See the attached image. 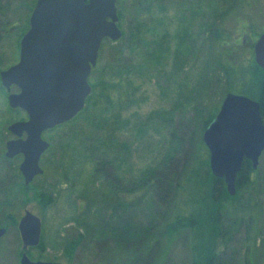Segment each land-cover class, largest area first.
<instances>
[{"label":"rangeland","instance_id":"obj_1","mask_svg":"<svg viewBox=\"0 0 264 264\" xmlns=\"http://www.w3.org/2000/svg\"><path fill=\"white\" fill-rule=\"evenodd\" d=\"M33 1L1 0L0 71L18 60L21 30ZM116 9L121 38L104 41L83 109L42 133L49 143L39 161L43 173L27 187L23 177H16L21 155L5 157V142L14 138L7 126L27 116L8 106L7 95L17 88L7 92L0 82V219L8 202L18 216L14 225L3 226L0 264H19L17 223L25 210L41 220L39 246L26 252L32 260L203 264L195 261L196 250L215 245L218 264H244L245 258L264 264V149L254 174L258 187L235 198L226 194L214 204L209 153L200 146L202 121L219 109L225 93L257 100L263 70L253 50L250 55L249 43L264 29V0H119ZM238 35L242 42L235 45ZM215 37L237 52V67L248 71L244 80L232 81L217 67L215 57L224 51ZM169 158L176 163L174 178L185 181L180 195L185 206L194 208L196 228L182 230L168 244L157 236L147 245L145 238H125L117 245L121 224L149 225L150 206L138 208L136 203L153 199L148 178ZM248 205L256 210L255 240L249 241L242 226L228 241L218 237L224 225L247 216L243 210ZM165 211L160 216L169 213ZM78 235L80 243L71 252L66 243Z\"/></svg>","mask_w":264,"mask_h":264},{"label":"water","instance_id":"obj_2","mask_svg":"<svg viewBox=\"0 0 264 264\" xmlns=\"http://www.w3.org/2000/svg\"><path fill=\"white\" fill-rule=\"evenodd\" d=\"M116 0H36L28 28L19 41L18 60L0 71L8 106L27 118L7 126L14 138L5 142V157L21 155L18 165L27 186L42 173L41 155L49 147L42 133L75 117L91 91L88 78L103 39L121 37ZM255 63L264 70V31L252 47ZM212 176L222 178L226 192L236 193L235 180L244 160L256 169L264 149V123L258 100L225 93L218 111L202 132ZM17 230L21 241L19 264H70L32 260L29 248L41 236L40 218L25 210ZM6 228L0 226V239Z\"/></svg>","mask_w":264,"mask_h":264},{"label":"trees","instance_id":"obj_3","mask_svg":"<svg viewBox=\"0 0 264 264\" xmlns=\"http://www.w3.org/2000/svg\"><path fill=\"white\" fill-rule=\"evenodd\" d=\"M35 1L36 0H34L33 5L30 6L29 13L26 16L25 25L23 26V28L21 27L22 28L21 35L28 28V18L35 4ZM118 1L119 0H116V3ZM2 10H3V6L0 0V15H2ZM263 31L264 29L261 32ZM218 39L219 38H216V37L214 38V43L217 45L220 44ZM105 40H109V39L107 38L103 39L101 46L99 48V52ZM241 42H242V38L239 35L233 40V43L235 45H238ZM220 47L224 52L222 54L223 57L220 55L215 57V64L217 65V67L221 69L222 72L226 74L227 78H229L232 81L244 80L248 71L244 66L237 67V62H238L237 52L234 51V49L232 50V47L227 48V47H224L222 44H220ZM252 47H253V41L249 43L250 55L252 54ZM99 52H98L97 59L99 58ZM92 69H91V73L89 77L92 74V71H93ZM256 96H257L256 99L258 100L259 106H260V115L264 123V70L259 80V83L257 85V95ZM217 110H218V107L211 110L207 114V116H205L204 120L202 121L203 130L205 129L207 124L210 122V120L215 116ZM67 122L60 124L58 126H62L66 124ZM200 144H201L200 146H202L204 149L206 148L202 140ZM173 160L174 158H171V159L169 158L167 162L165 163V165L161 167L159 173H153L148 178L152 180V183L149 184V186L152 187V198L153 199L150 198L148 199L150 201L144 200L143 202L138 200V202L136 203L138 208L140 205L143 206L144 204L150 206L148 210L149 214H147L149 217L148 219L149 225L147 226L145 225V229L146 228L147 229L146 230L142 229L140 225H137L134 227V226L126 225V224L125 225L121 224L122 226L120 225L119 227L121 233L119 231H116L115 238L117 239L114 238L116 240L117 245L121 244V242L125 238L133 242H136V240L140 241L139 239L145 238L144 241L147 245V243L149 242L148 241L149 239L154 241V239H156L157 236L165 238L166 240L165 242L166 244H168V242L176 238V236L182 230L189 229L190 231H194V229L196 228V215L194 212V208L193 206L192 208L191 206L189 207L185 206L186 200H184V198H181L183 194L180 195L182 189L185 188L184 187L185 181L179 182L180 179L178 180L174 178V175L176 174V169L174 168L176 166L174 165L176 163H175V160L174 161ZM256 169H253L251 167V164L248 160L243 161L242 166L239 172L237 173V177L235 180L236 193L233 196L229 195L226 192L225 183L222 178L212 176L211 183H210V190H209L211 202L214 204H217L221 201L223 197L226 196V194H228L229 197L235 198L236 196L242 195V193H245V192L248 193L256 189L258 187L257 186L258 185L257 175H254L256 172ZM16 177L21 181L22 175L20 174V172L17 171ZM31 182L29 184H31ZM29 184L27 186H29ZM3 204L5 206V208L3 207L4 208L3 213L5 215V218L4 220L0 219V226L10 225V224L14 225L18 216L12 211V205L9 204V202L6 204L5 203ZM250 207L251 206L248 205L246 209L244 208L243 212H248L247 216L246 217L243 216L239 222L236 220H232V224L230 227L224 225V228L217 234L218 237H221L222 239L226 241L227 238L229 239L231 237L233 230L236 231L240 226H242V228H244L246 235L248 236L247 238L249 239V241L250 240L254 241L255 238H254L253 233L255 232V226H256V210H252V207L251 208ZM169 208H171L170 211H169ZM151 209H154V210L151 211ZM165 210L169 211L170 215L168 213L166 216H164L166 212ZM157 211H160V212L157 213ZM161 211H163L164 213L163 216H160ZM80 240H81V235H78L76 236L75 239H72L69 242H67L66 244L68 245V249H70L71 252H73V250L79 245ZM39 243L37 246H39ZM33 248H29V249H33ZM193 252L195 253V249L193 250ZM194 259L195 261H198V260L201 261L203 264H218L220 262L219 260L220 256H219V253L216 252L215 250V245L211 246L210 248H202L200 249V251L196 250V253L194 254ZM244 264H256V262L254 258L253 259L245 258Z\"/></svg>","mask_w":264,"mask_h":264}]
</instances>
